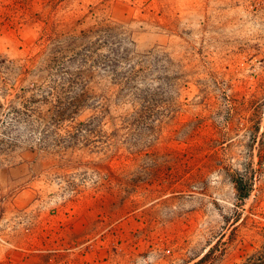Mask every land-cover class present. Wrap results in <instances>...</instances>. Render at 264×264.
Wrapping results in <instances>:
<instances>
[{
	"label": "rangeland",
	"instance_id": "obj_1",
	"mask_svg": "<svg viewBox=\"0 0 264 264\" xmlns=\"http://www.w3.org/2000/svg\"><path fill=\"white\" fill-rule=\"evenodd\" d=\"M0 236V264H264V0H0Z\"/></svg>",
	"mask_w": 264,
	"mask_h": 264
},
{
	"label": "trees",
	"instance_id": "obj_2",
	"mask_svg": "<svg viewBox=\"0 0 264 264\" xmlns=\"http://www.w3.org/2000/svg\"><path fill=\"white\" fill-rule=\"evenodd\" d=\"M235 189L237 192V197L241 200L245 199L249 194V187L250 185L241 178H237L234 180ZM212 249H209L198 261L194 262L193 264H202L210 255Z\"/></svg>",
	"mask_w": 264,
	"mask_h": 264
},
{
	"label": "built area",
	"instance_id": "obj_3",
	"mask_svg": "<svg viewBox=\"0 0 264 264\" xmlns=\"http://www.w3.org/2000/svg\"><path fill=\"white\" fill-rule=\"evenodd\" d=\"M0 242H5V240L0 236Z\"/></svg>",
	"mask_w": 264,
	"mask_h": 264
}]
</instances>
